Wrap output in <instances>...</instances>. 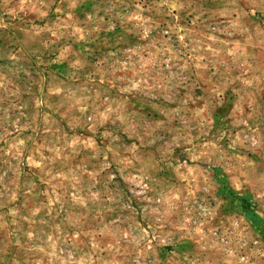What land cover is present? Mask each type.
Wrapping results in <instances>:
<instances>
[{"label":"rangeland","instance_id":"obj_1","mask_svg":"<svg viewBox=\"0 0 264 264\" xmlns=\"http://www.w3.org/2000/svg\"><path fill=\"white\" fill-rule=\"evenodd\" d=\"M0 264H264V0H0Z\"/></svg>","mask_w":264,"mask_h":264},{"label":"trees","instance_id":"obj_2","mask_svg":"<svg viewBox=\"0 0 264 264\" xmlns=\"http://www.w3.org/2000/svg\"><path fill=\"white\" fill-rule=\"evenodd\" d=\"M242 202H244V204H246L247 207L249 206L248 203H249L250 201H249L248 199H242Z\"/></svg>","mask_w":264,"mask_h":264}]
</instances>
